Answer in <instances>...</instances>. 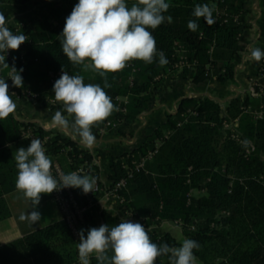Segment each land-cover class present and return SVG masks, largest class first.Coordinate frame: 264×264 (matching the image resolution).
<instances>
[{"label":"trees","instance_id":"obj_1","mask_svg":"<svg viewBox=\"0 0 264 264\" xmlns=\"http://www.w3.org/2000/svg\"><path fill=\"white\" fill-rule=\"evenodd\" d=\"M41 1L0 0V13L8 18ZM258 1L261 13L256 27L264 39V0ZM78 2L55 0L44 14H30L21 21L19 34L26 35L27 41L18 50H12L11 57H6L9 68H3L0 75L6 78L9 93L27 98L26 92L31 90L38 94L36 99L44 101V91L54 94L51 71H68L83 76L85 84L104 87V78L95 70L89 81V70L83 65H73L62 51L59 36ZM125 2L130 8L137 0ZM166 2L170 8L164 15L171 16L172 22L165 20L155 30H148L156 40L157 50L165 54L167 64L159 65L157 56L151 64L130 60L122 71L106 73L111 86L104 90L118 110L93 126L94 135L108 121L130 125L150 111L154 87L178 67L182 77L194 83L208 79L221 84L236 82L238 66L247 49V43L241 40L242 29L252 26L247 23L249 11L245 1ZM197 4L214 6L213 25L192 15ZM189 20L199 24L196 31L188 29ZM9 29L15 33L17 26ZM12 67L17 71L23 69L22 88L14 87L8 79ZM262 68L264 62L260 74L262 71L264 74ZM254 88L259 94L225 101L208 95L183 97L177 102L176 110L139 147L108 155L112 183L133 172L128 186L121 191L124 198L121 207L129 210L144 227L154 228L148 229L153 243L181 246L170 231L161 233L155 229L162 222L171 221L181 226L188 239L200 244L194 250L198 264H264V90L260 92L259 84ZM125 97L127 104L122 100ZM60 108L63 112V107ZM234 121L238 124L233 125ZM114 124L107 128L113 130ZM28 128L49 137L48 157L52 163L58 161L66 174L85 161L91 163L95 176L100 174L93 154L77 141L12 113L0 120V220L11 214L5 194L16 189L18 169L14 157L17 149H27L31 143L24 136ZM149 154L153 155L137 169L138 163ZM73 190L81 204L90 203L82 189ZM93 227L98 228V223L88 209L79 224V232L83 229L86 237L87 230ZM78 243L79 238L62 219L8 244L0 242V264H16L27 257L34 264H79ZM91 264H98L95 253ZM155 264H169V259L160 256Z\"/></svg>","mask_w":264,"mask_h":264},{"label":"clouds","instance_id":"obj_2","mask_svg":"<svg viewBox=\"0 0 264 264\" xmlns=\"http://www.w3.org/2000/svg\"><path fill=\"white\" fill-rule=\"evenodd\" d=\"M169 8L166 0H137L130 8L125 0H79L66 18L59 36L62 51L73 65H83L85 70L89 67L86 61H90L91 67L104 78V87L85 84L83 76H70L62 71L52 91L55 100L62 102L63 112L54 114L53 126L71 129L82 144L89 148L93 146L96 138L91 128L118 110L104 90L111 86L106 73L122 71L130 60L151 64L157 56L159 65L167 64L165 54L157 50L156 40L148 29L155 30L165 20L171 23L172 17L164 15ZM214 10V6L197 4L192 15L203 18L211 26L215 23ZM187 27L196 31L199 24L189 20ZM26 41V35L13 34L6 26V17L0 13V53L18 50ZM250 54L257 62L264 58V50L257 47H252ZM0 66L9 68L4 54H0ZM10 69L8 79L12 80L14 87L22 88L24 81L20 73L23 69ZM15 109L9 85L6 79L0 78V120L6 119ZM14 159L18 169L15 187L30 201L32 209L39 205L42 193L51 194L62 188H79L84 194L94 193L96 180L93 177L70 172L59 180L54 178L52 161L40 139H31L27 149H17ZM19 219L34 225L41 220V213L36 210L21 213ZM77 247L79 264H91L93 253L98 264H155L160 256H167L169 264H197L194 250H198L200 244L185 238L179 247L157 245L151 241L148 229L139 222L121 220L115 226L90 228L86 237L81 229Z\"/></svg>","mask_w":264,"mask_h":264},{"label":"crops","instance_id":"obj_3","mask_svg":"<svg viewBox=\"0 0 264 264\" xmlns=\"http://www.w3.org/2000/svg\"><path fill=\"white\" fill-rule=\"evenodd\" d=\"M244 1L249 11L247 23L252 26L242 29L241 40L247 43V49L243 51V62L238 66L236 82L234 83L221 84L218 81L210 79L200 83H194L189 78L182 77L180 71L174 70L164 76L154 87L152 91L154 101L150 111L142 114L137 121L130 125L114 124L113 130H109L107 126L103 127L104 131H102V128L98 135H94L96 140L90 148L82 144L80 142V137L71 129H61L53 126L52 117L57 111H62L60 107H51L44 101H40L36 98H21L12 92L10 95L16 104V109L13 113L21 120L35 121L41 124L45 129L52 130L54 134H60L62 137H69L77 141L78 145L81 147L88 149L93 154L100 168L99 178L103 186L107 188L112 184V179L109 176L112 169L109 164L108 155H119L139 147L144 142V139L149 134L153 133L161 123L165 122L170 113L176 110V104L179 99L186 96L200 98L208 95L225 101L231 97L244 98L248 94L255 95L254 81L262 80V77H264L259 73L264 58L259 62L255 61L251 58L250 49L252 48V44L256 43L254 38L257 37L258 42L256 45H259L258 48L264 50V39L260 38L259 30L256 27V20L261 12L258 0ZM23 10L25 9L19 10L6 18V26L8 28L17 26L21 23L23 18L25 19L28 16L25 15ZM86 63L89 64L88 72L90 81L95 75V71L91 67L90 61H86ZM2 69L3 67L0 66V75ZM229 91H231L230 95H225V92ZM64 114L67 115V113ZM232 124L237 125L238 122L234 121ZM91 131L94 134L93 127ZM5 199L11 214L0 220V242L2 244H8L38 228L64 219L63 213L53 193H42L40 203L35 209L31 208L30 201L25 199L23 194L17 189L6 193ZM121 202L113 197H109L105 191L99 193L90 200L89 211H91L93 217L96 219L98 228L101 225L115 226L121 220H130L140 223L129 210H124V208L121 207ZM33 210L41 213V220L39 223L32 225L27 221H21L19 219L21 213H30ZM165 222L166 221L162 222V224L155 227V229L158 230L161 227L164 230L163 232L169 231L163 227V223ZM185 238L187 237L185 236ZM180 242L182 243V241ZM16 264H34V262L31 258L27 257Z\"/></svg>","mask_w":264,"mask_h":264},{"label":"built area","instance_id":"obj_4","mask_svg":"<svg viewBox=\"0 0 264 264\" xmlns=\"http://www.w3.org/2000/svg\"><path fill=\"white\" fill-rule=\"evenodd\" d=\"M21 26H22V23H19L17 25V29H16L15 33H13V34H19V30H20ZM4 55L6 57H11L12 50L9 49L7 51V53H4ZM263 69L264 68H262V70ZM176 70L180 71V68L178 67V69H176ZM10 72H11V70L8 72V78H9ZM66 72L70 76H73L68 71H66ZM61 74H62V71H58V72L51 71L50 72V79L54 82V81H56V79H58L61 76ZM261 75L264 76L263 71H262ZM0 78H2V77H0ZM4 79H6V78H4ZM256 84L260 85V88H261L260 92H262V90H264V82L260 79L259 82H258V80H256L254 82V86ZM254 94L257 95V94H259V92L255 91V89H254ZM26 95H27V98H37V96H38L37 93H35L31 90H27ZM122 100L125 102V104L128 103V97H125ZM44 101L49 103L51 106L63 107L62 102L56 101L54 94H52L49 90L44 91ZM125 109L126 108L124 107V110ZM111 124H114V123L111 121L107 122V126H109ZM102 131H104V128L102 129ZM24 136L29 137L30 141H31V139H40L42 142V145L45 149V153L48 156V151H47L46 145H47L49 137L40 136L36 132V130L33 128H28L27 130H25ZM152 155L153 154H149L147 157H144L141 160V162L138 163L137 169H140L141 167H143L146 160L148 158H150ZM73 172H77L79 175L85 174L87 176L95 178L96 185H95L94 193L90 192L88 194H84L89 199V201L94 196L98 195L99 193H101L103 191H105V193L109 197H113L120 202L123 201L124 198L121 194V191L128 186V180L133 176V172H129V174L126 177L119 179L118 181L112 183L109 187L105 188L103 186V183L100 180V178L93 174L91 163L89 161H85L83 164H81V166H79ZM51 174L53 175L54 178L59 180L60 177L66 173H65L63 167L61 166V164L58 161H55L52 163ZM53 195L56 198V200L59 204V207L63 213V218L66 220V222L68 223V225L72 229L74 235L77 238H79V224L84 219V214L89 209V204H87V205L81 204L79 202L78 198L76 197L73 188H62L60 190L54 191Z\"/></svg>","mask_w":264,"mask_h":264},{"label":"rangeland","instance_id":"obj_5","mask_svg":"<svg viewBox=\"0 0 264 264\" xmlns=\"http://www.w3.org/2000/svg\"><path fill=\"white\" fill-rule=\"evenodd\" d=\"M54 2H55V0H42L38 4L30 6L29 8H27L23 11H24L25 15H30V14L42 15L46 12L47 8ZM254 39L256 40V43H257L258 38L255 37ZM256 43H253L252 47L258 48L259 45H256ZM258 82H259V80H258ZM194 87H196V86H194ZM230 93H231V91L225 92V95H230ZM163 227H164V229L171 231L172 234L175 235V237L177 238L178 241H183L185 239V235L183 234L181 227L179 225L172 223L170 221H166L165 223H163ZM145 229H154V228L153 227L152 228H146L145 227ZM158 231L163 232L164 230L160 227L158 229Z\"/></svg>","mask_w":264,"mask_h":264}]
</instances>
